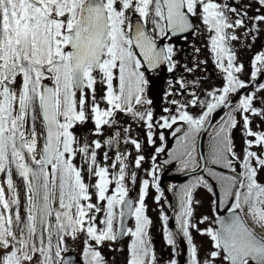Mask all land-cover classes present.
<instances>
[{"label":"snow or ice","instance_id":"6c2138e0","mask_svg":"<svg viewBox=\"0 0 264 264\" xmlns=\"http://www.w3.org/2000/svg\"><path fill=\"white\" fill-rule=\"evenodd\" d=\"M262 30L264 0H0V264H72L69 244L77 241V264H109L105 245L123 251L112 245L125 237L126 264H158L146 198L150 188L157 204L164 198L159 173L173 162L195 175L169 188L178 193L179 232L167 231V244L177 249L176 236L186 238L187 264H264V50L244 79L233 43L254 41ZM195 32L208 34L221 87L204 90L195 78L207 60L177 58L176 39ZM162 67L176 75L157 113L150 74ZM220 109L228 111L214 121ZM118 113L144 128L143 141L131 125L120 130ZM89 121L96 138L75 131ZM239 126L246 134L240 150L232 135ZM106 127L116 131L100 139ZM202 133L209 134L206 153L198 151ZM145 143L154 147L147 169ZM161 153L168 159L159 162ZM141 173L148 178L134 201L130 185ZM200 188L217 198L212 216L194 221ZM161 219L167 228L162 206ZM193 232L211 241L204 256ZM175 255L168 264H178Z\"/></svg>","mask_w":264,"mask_h":264},{"label":"flooded vegetation","instance_id":"af4514ba","mask_svg":"<svg viewBox=\"0 0 264 264\" xmlns=\"http://www.w3.org/2000/svg\"><path fill=\"white\" fill-rule=\"evenodd\" d=\"M228 2L231 3L232 0H228ZM248 2H250V0H240L241 4L248 3ZM193 19H194V23L202 29L203 26L200 24L199 17L197 16ZM185 35L187 36V39L184 38ZM207 35L208 34L206 32H203V33L195 32L193 34H183L179 39H176L175 42H176V47L179 49L177 58L180 60L181 64L189 63V65H191L194 58L199 59V60H207V64L202 65L201 68L198 69L194 75L196 79L202 81L201 87L204 90H212L213 88L221 87L223 84V80L221 78V74L214 66V61H213L212 56L209 53V49L205 47V45L207 44ZM169 42L170 41L165 40L162 43L167 44ZM233 43H234L235 49L237 50V56H238L239 62L244 63L245 65L246 71L244 74H242V78L247 79V70L249 69L250 62L252 61L254 55L264 50V30H262L261 32L257 34L256 39L254 41L251 38L247 40H244L242 38L241 41L233 42ZM249 44L251 45V47H248ZM195 48H201V53L196 54ZM179 71L182 72V69H179ZM175 75L176 73H168L166 69L163 67L158 72H152L150 74L151 78L155 81V86L150 89L148 95L150 98L153 99L154 104L152 107L157 113H159L160 110L164 106L167 105V100L165 98V89L167 88L166 81ZM184 75H187L188 79H193L192 75H188L186 73H184ZM251 90L252 89H249V91ZM239 96H240V93H237L235 96H233L232 102L233 103L237 102ZM227 111L228 109H225L223 111L222 109L218 110V112L214 114V117H213L214 121H218L220 117L223 116ZM116 119L119 121V128L121 131L124 127L131 125V128H132L131 135L133 137L138 136L139 139L142 141L144 140V128L141 125H139L138 122L134 121L132 117H130L127 114L118 113L116 116ZM256 122L258 123V121ZM89 126H91L90 122L84 124V129ZM115 131H116L115 128L106 127L104 130V136L100 137V139H106L108 136L114 135ZM232 135H233V140H234V143L237 149L238 150L242 149L244 146V140L246 139V134L243 130V127L239 126L237 129H234L232 132ZM208 138H209V134H206L205 139L203 141V145H202V151L205 153L207 152ZM200 141H201V138L198 141V151H201ZM157 145H159V141H157ZM168 145H169V148L167 149V151H171V149L175 147V138L171 137L170 135H168ZM119 148L121 150L131 152L132 156L136 155L134 147L131 144L121 143L119 145ZM115 150H116V146L114 145L112 148V152L114 153ZM153 153H154V147L145 143L144 148H143V153H142L146 156V158H148L146 159V162L143 165L145 169L149 168L150 156ZM131 158L132 157H129L130 160ZM165 159H168V156L161 153L158 158L159 162H162ZM133 170H136V169H133ZM136 171L139 172V170H136ZM188 172L190 171H187V170L181 171L180 165L176 162H173L172 164L165 166L163 170L159 173L160 184L163 179H168L165 182L168 191L172 185H175L177 188H179L183 184L188 183L190 180L193 179L194 176H191L187 178L185 181H181V182L177 181L176 179L177 176L184 174V173H188ZM199 174L203 175L202 172H200ZM171 177H173V179H171ZM143 178H148V177L141 173L138 180L143 179ZM210 183L213 184L214 190L217 192V195H219V187L216 184V182L214 180H210ZM161 189L164 191V198L160 201V203L157 204L155 202L154 198L157 195V193L155 192V189L153 190V188H150L152 194L146 205L148 208L147 214L152 220V224L149 228V236L152 242V246L157 255V262L158 264H168V261L171 258H173L174 248L167 244L165 233H163L165 224H164V221L161 219V206L163 207V213L169 216V220L167 222V228L169 229H172L170 226V217L173 211V207L170 203V200L168 199V196L162 184H161ZM169 193L175 200L176 210L174 214V222H175V227L178 228V225L175 220V216L177 215V212H178V193L175 189L172 191H169ZM131 194L132 195H130V197L135 201L138 198L139 193L135 192ZM194 198L200 201V204L198 206H195V215L193 218L195 220L196 215L198 214L200 216V212L203 210V208L207 207L208 204H211L212 201L216 199L217 197H214L206 189L200 188V189H197L196 192L194 193ZM169 205H171V207H169ZM224 213L226 212L225 211L221 212V214H224ZM133 224H134V219L130 218L127 226H133ZM157 229H161L162 232L158 233L156 231ZM193 234H196V233L193 232ZM129 240H130V237H125L121 241H118L116 244H113L112 247L121 249L122 247L126 245V243H128ZM194 242L197 244V240L195 238H194ZM179 246L180 245L178 244V247ZM190 247L191 246L188 245V253H187V258H186L187 260L190 258ZM72 250L74 249L71 248L70 251ZM104 252H105L106 258L108 259L109 264H122L121 259L119 257L117 258L113 257L114 253H117L120 255V251H109V248L108 249L104 248ZM180 256H179V259H180ZM126 258L127 257H125V260ZM72 264H77V260L76 259L72 260Z\"/></svg>","mask_w":264,"mask_h":264},{"label":"rangeland","instance_id":"374dc122","mask_svg":"<svg viewBox=\"0 0 264 264\" xmlns=\"http://www.w3.org/2000/svg\"><path fill=\"white\" fill-rule=\"evenodd\" d=\"M89 122H90V125L91 126L86 127L84 129V124L83 125H77L75 131L81 137H88L89 139L96 138V137H93V135H92V129L94 128V125H93V123L91 121H89ZM101 152H103V149L101 150ZM109 163H110V161H109ZM13 176H15L19 180L18 188L20 190L21 200L23 201V199H24V185H23V181L20 180L15 175V173H14ZM86 179H87V177H86ZM20 186H22V190L20 189ZM130 188H131L130 195H132L131 193H135V192H138L139 193L140 192V188H141L140 180H137V182H136L135 185H130ZM153 190H154V188H153ZM151 194H152V192L149 189V194H148V197L146 198V204L149 201ZM213 208H214L213 203L208 204L207 207H204L203 210L200 212V216L198 214L196 215V218H195L194 221H198L199 218L202 217V216H204V215L212 216V214H213ZM223 211L224 210L221 209V212H223ZM21 212H22V215H23V206H22ZM206 226H209V225H200L201 228L206 227ZM156 231L158 233L159 232H162L161 229H157ZM167 231H173V230L172 229H169V228H164L163 233H165V236H166V232ZM262 234H264V233H262ZM193 236L197 240V245L200 248L201 256H204L208 252V250L210 249V247H211V241H210V239L207 236H202V235H200L198 233L193 234ZM183 239L185 240V242L187 244L186 238H183ZM129 241H128V243H129ZM176 241H177V245L178 244L180 245V243H178L179 241H178L177 237H176ZM128 243H126V245L121 248V249H123V251H120V255L117 254V253H114L113 254V257L114 258L119 257L121 259V263L122 264H125V262H126L125 257H127V244ZM69 247H70V249L71 248L74 249V250L70 251L69 254L72 255V257L74 258V260L75 259L78 260L80 258V254L79 253H81V245H80V243L78 241L77 242H70ZM104 248H107L108 249L109 246L106 244ZM174 252L176 253V255H175L174 258L177 259L178 264H180L181 263L182 256H183V250H182L181 245L177 249H174ZM181 252H182V254H181ZM187 253H188V244H187ZM179 256H180V259H179ZM186 258H187V255H186ZM186 260L187 259H185L184 264H187V262H188L189 259L187 261Z\"/></svg>","mask_w":264,"mask_h":264},{"label":"water","instance_id":"95a60500","mask_svg":"<svg viewBox=\"0 0 264 264\" xmlns=\"http://www.w3.org/2000/svg\"><path fill=\"white\" fill-rule=\"evenodd\" d=\"M225 110V109H222V111ZM205 136L206 134H203L201 135V141H200V149L202 150V145H203V141L205 139ZM195 174L191 173V172H188V173H184V174H181L179 176H177V181L181 182V181H185L187 178L191 177V176H194ZM171 179H173V177H171ZM168 179H163L161 181V184L162 186L164 187V190L168 196V199L170 200V203L173 207V211H172V214H171V217H170V226L172 228V230L174 231V233H178L179 231L177 230V228L175 227V222H174V214H175V210H176V204H175V200L173 199V197L171 196V194L169 193L168 189H167V186L165 184V182L167 181ZM222 215H227V213H224ZM130 219V218H129ZM129 219L126 221V224H128V221ZM181 247H182V250H183V256H182V259H181V263L180 264H184L185 262V259H186V255H187V244L185 242V240L182 238L181 235H177L176 236ZM68 255L72 258V260H74V258L72 257L71 254L68 253Z\"/></svg>","mask_w":264,"mask_h":264},{"label":"trees","instance_id":"16d2710c","mask_svg":"<svg viewBox=\"0 0 264 264\" xmlns=\"http://www.w3.org/2000/svg\"><path fill=\"white\" fill-rule=\"evenodd\" d=\"M13 178H14V180L16 181L17 186H18V185H19V180H18L15 176H13ZM0 179L3 180V177L0 176ZM20 189L22 190V186H20ZM6 191H7V189H6Z\"/></svg>","mask_w":264,"mask_h":264}]
</instances>
